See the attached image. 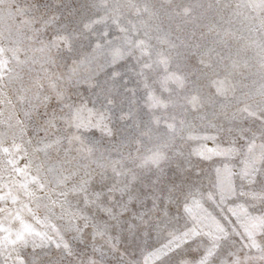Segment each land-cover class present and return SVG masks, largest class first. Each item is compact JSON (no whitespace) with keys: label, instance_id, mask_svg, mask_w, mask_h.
I'll return each mask as SVG.
<instances>
[{"label":"rangeland","instance_id":"rangeland-1","mask_svg":"<svg viewBox=\"0 0 264 264\" xmlns=\"http://www.w3.org/2000/svg\"><path fill=\"white\" fill-rule=\"evenodd\" d=\"M0 264H264V0H0Z\"/></svg>","mask_w":264,"mask_h":264}]
</instances>
